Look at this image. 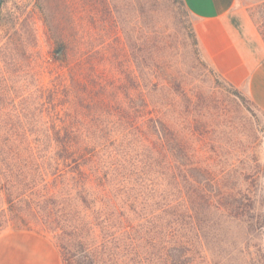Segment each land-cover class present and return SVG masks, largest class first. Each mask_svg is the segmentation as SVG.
Masks as SVG:
<instances>
[{"label":"trees","instance_id":"trees-1","mask_svg":"<svg viewBox=\"0 0 264 264\" xmlns=\"http://www.w3.org/2000/svg\"><path fill=\"white\" fill-rule=\"evenodd\" d=\"M55 28L65 34L66 60L54 57L48 84L46 69L34 74L28 65L27 98L13 101L16 114L0 128L29 132L0 134V175L22 190L17 198L43 199L65 264H225L221 218L245 225L238 253L264 264L260 169L246 177L244 196L219 199L214 171L198 160L199 128L176 130L167 104L154 101L166 74L151 55H141L133 75L119 42L109 68L85 26ZM75 28L80 36L70 34Z\"/></svg>","mask_w":264,"mask_h":264},{"label":"rangeland","instance_id":"rangeland-1","mask_svg":"<svg viewBox=\"0 0 264 264\" xmlns=\"http://www.w3.org/2000/svg\"><path fill=\"white\" fill-rule=\"evenodd\" d=\"M247 1L264 43V0ZM66 25L85 26L94 51H103L109 68L117 42L123 48L124 70L133 75L139 71L141 55H151L155 71L166 74V80H160L165 90L158 92L154 101L167 104V119L176 130L186 127L187 133L199 128L198 160L202 167L214 171L219 199L234 201L240 194L244 196L252 180L246 177L256 168L264 186V111L204 59L196 20L183 0H5L0 9V122L16 114L11 108L13 101L20 105L27 98L30 63L34 74L46 69L40 72L44 73L41 81L48 84L47 72L57 65L55 52L65 35L55 27ZM77 31L75 28L70 34L80 36ZM17 116L22 119L23 113ZM12 131L29 129L0 128V134ZM18 191L11 190L0 175V235L26 230L43 236L65 264L57 232L45 223L43 199L17 198ZM220 224L223 262L247 264V257L238 253L248 241L245 225L226 218H221Z\"/></svg>","mask_w":264,"mask_h":264},{"label":"crops","instance_id":"crops-1","mask_svg":"<svg viewBox=\"0 0 264 264\" xmlns=\"http://www.w3.org/2000/svg\"><path fill=\"white\" fill-rule=\"evenodd\" d=\"M196 20L202 56L264 111V43L247 0H183ZM0 264H61L49 240L26 230L0 235Z\"/></svg>","mask_w":264,"mask_h":264},{"label":"water","instance_id":"water-1","mask_svg":"<svg viewBox=\"0 0 264 264\" xmlns=\"http://www.w3.org/2000/svg\"><path fill=\"white\" fill-rule=\"evenodd\" d=\"M55 55L57 56V58H59L61 61H65L66 60V51L64 47H60L56 52Z\"/></svg>","mask_w":264,"mask_h":264},{"label":"flooded vegetation","instance_id":"flooded-vegetation-1","mask_svg":"<svg viewBox=\"0 0 264 264\" xmlns=\"http://www.w3.org/2000/svg\"><path fill=\"white\" fill-rule=\"evenodd\" d=\"M5 0H0V9L2 8Z\"/></svg>","mask_w":264,"mask_h":264}]
</instances>
